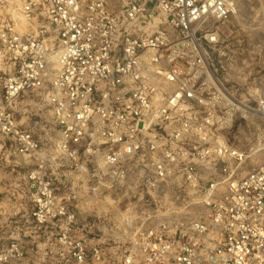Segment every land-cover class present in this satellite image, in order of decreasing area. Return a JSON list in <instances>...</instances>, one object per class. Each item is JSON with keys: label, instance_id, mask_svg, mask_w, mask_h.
I'll use <instances>...</instances> for the list:
<instances>
[{"label": "built area", "instance_id": "built-area-1", "mask_svg": "<svg viewBox=\"0 0 264 264\" xmlns=\"http://www.w3.org/2000/svg\"><path fill=\"white\" fill-rule=\"evenodd\" d=\"M243 1L0 0V153L34 167L24 223L61 232L59 260L101 256L71 238L82 200L137 232L119 264H264V100H239L217 65ZM29 98L50 127L31 126ZM253 120L249 147L233 146Z\"/></svg>", "mask_w": 264, "mask_h": 264}, {"label": "rangeland", "instance_id": "rangeland-1", "mask_svg": "<svg viewBox=\"0 0 264 264\" xmlns=\"http://www.w3.org/2000/svg\"><path fill=\"white\" fill-rule=\"evenodd\" d=\"M219 31L224 53L217 59L218 67L222 68L218 73L220 80L239 100L245 98L251 103L264 100V0L241 2L239 13L222 25ZM29 100L34 101L33 98ZM36 101L34 110L28 109L31 126L37 121L41 127L48 128L51 126L49 109ZM36 114L40 115V119ZM250 123H237L228 135L230 143L236 148L247 149L257 129H262L257 121ZM33 169L32 164L25 168L10 166L0 153V251L6 248L12 237L19 234L22 237L23 255L8 264H69L59 260L62 247L58 244L61 232L57 228L42 231L33 230L31 225L22 228L19 226L22 214L13 217L12 223L7 219L8 212L29 210L28 205L19 198L21 191L18 185L23 175ZM65 193L66 190L60 188L58 199H63ZM61 203H65V200ZM73 207H77L80 213L76 217L71 238L85 241L88 250L99 247L101 251L99 260L92 259L89 254L84 264H119L120 257L128 250L129 238L137 232L125 229L121 224L113 225V218L116 217L111 215L105 216L106 225H102V218L94 212L85 213L82 200L75 201Z\"/></svg>", "mask_w": 264, "mask_h": 264}, {"label": "crops", "instance_id": "crops-1", "mask_svg": "<svg viewBox=\"0 0 264 264\" xmlns=\"http://www.w3.org/2000/svg\"><path fill=\"white\" fill-rule=\"evenodd\" d=\"M27 209H23L22 210V212L19 210V211H17L16 212V216H18V215H21L20 216V218H22V219H20V221H19V226H21L22 228H24L27 224H25L24 223V219L27 217V215L29 214V210L28 211H26ZM23 213H25L24 215H23ZM15 217V216H14ZM7 219L8 220H10L9 222L10 223H12V221H11V219H13V212H8V215H7ZM9 227H11V226H9ZM38 247V246H37Z\"/></svg>", "mask_w": 264, "mask_h": 264}]
</instances>
